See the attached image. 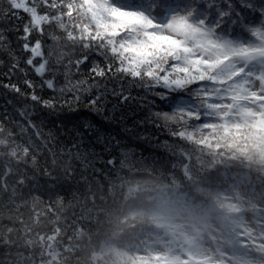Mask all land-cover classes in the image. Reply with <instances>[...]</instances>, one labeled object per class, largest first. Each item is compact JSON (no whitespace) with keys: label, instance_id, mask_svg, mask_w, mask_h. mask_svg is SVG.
<instances>
[{"label":"snow or ice","instance_id":"obj_1","mask_svg":"<svg viewBox=\"0 0 264 264\" xmlns=\"http://www.w3.org/2000/svg\"><path fill=\"white\" fill-rule=\"evenodd\" d=\"M0 57V88L15 100L0 113V264H51L121 148L153 158L264 149V12L255 0H0ZM102 75L146 84L160 99L145 122L154 140L147 128L145 142L125 144L56 123L51 114L78 107Z\"/></svg>","mask_w":264,"mask_h":264},{"label":"trees","instance_id":"obj_2","mask_svg":"<svg viewBox=\"0 0 264 264\" xmlns=\"http://www.w3.org/2000/svg\"><path fill=\"white\" fill-rule=\"evenodd\" d=\"M255 9L264 12V0H255ZM12 79L16 82V77ZM0 80L6 82L2 75ZM121 92L126 101L119 98ZM90 95L98 99L95 107L85 101ZM7 100L15 103L13 94L0 88V113ZM80 100L78 107L56 109L51 114L57 117L56 123L70 129L96 128L101 140L107 135L113 142L125 144L129 136L145 142V128L155 139V130L145 122H151L161 104L146 84L102 75ZM8 107L11 111L12 106ZM189 151L187 158L164 154L153 158L148 153L142 157L133 145L119 149L117 168L96 183L87 201L77 209L80 221L59 238L62 245L66 244L60 256L62 263L152 264L150 249L162 242L161 236L169 231L164 227L174 216L195 226L203 225L205 232H222V240L233 252L237 247L244 248L231 228L242 227L239 223L244 220L238 216L242 210L249 213V219L264 213V156L260 158L251 150L243 154L223 148ZM237 205L240 209L235 208ZM178 244H182L181 239ZM156 254L164 257L163 253ZM179 261L171 264L188 263Z\"/></svg>","mask_w":264,"mask_h":264},{"label":"rangeland","instance_id":"obj_3","mask_svg":"<svg viewBox=\"0 0 264 264\" xmlns=\"http://www.w3.org/2000/svg\"><path fill=\"white\" fill-rule=\"evenodd\" d=\"M124 3L130 5L131 1ZM245 147L246 151L242 152L243 154L251 150L260 158L264 156V149H258L254 143H249ZM240 207V205L235 206L239 209ZM244 211L242 210L243 213L240 212L238 215L244 220L239 223L242 227L238 228L234 225L231 228L238 236L237 241L241 239V243H244L245 247L241 250L237 247L236 252H233L228 243L222 240V232L216 229L205 232L207 229L202 227L203 225L195 226L174 216L169 219L170 225L164 227L165 230H169L167 235L161 236L164 245L159 242L151 247L152 250L150 249L153 254L150 257L152 264H171L176 260L188 262L187 264H264V213L258 212L249 219V213ZM233 218L234 215L231 216V220H234ZM179 239L182 242L181 246L178 244ZM65 245H62L59 239L53 245L52 251L55 256L51 258V264H63L64 261H61L60 256L65 251ZM233 245L235 246V243ZM156 253H163L164 257Z\"/></svg>","mask_w":264,"mask_h":264}]
</instances>
